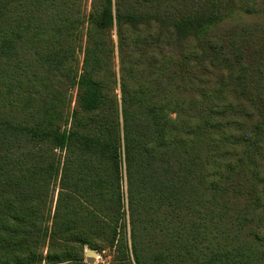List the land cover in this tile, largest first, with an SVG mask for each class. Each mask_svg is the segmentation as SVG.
<instances>
[{
	"label": "trees",
	"instance_id": "1",
	"mask_svg": "<svg viewBox=\"0 0 264 264\" xmlns=\"http://www.w3.org/2000/svg\"><path fill=\"white\" fill-rule=\"evenodd\" d=\"M264 264V0H0V264Z\"/></svg>",
	"mask_w": 264,
	"mask_h": 264
},
{
	"label": "rangeland",
	"instance_id": "2",
	"mask_svg": "<svg viewBox=\"0 0 264 264\" xmlns=\"http://www.w3.org/2000/svg\"><path fill=\"white\" fill-rule=\"evenodd\" d=\"M88 251L93 252L94 256L89 255ZM84 259L87 264H106V261L108 260V253L100 254L93 250L86 249L84 252Z\"/></svg>",
	"mask_w": 264,
	"mask_h": 264
},
{
	"label": "water",
	"instance_id": "3",
	"mask_svg": "<svg viewBox=\"0 0 264 264\" xmlns=\"http://www.w3.org/2000/svg\"><path fill=\"white\" fill-rule=\"evenodd\" d=\"M88 254L91 255V256H94V253L91 252V251H88Z\"/></svg>",
	"mask_w": 264,
	"mask_h": 264
}]
</instances>
